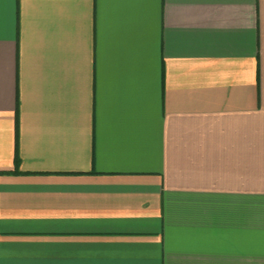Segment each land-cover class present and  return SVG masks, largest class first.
I'll return each mask as SVG.
<instances>
[{"label": "crops", "instance_id": "0c3cea01", "mask_svg": "<svg viewBox=\"0 0 264 264\" xmlns=\"http://www.w3.org/2000/svg\"><path fill=\"white\" fill-rule=\"evenodd\" d=\"M0 264H264V0H0Z\"/></svg>", "mask_w": 264, "mask_h": 264}, {"label": "trees", "instance_id": "16d2710c", "mask_svg": "<svg viewBox=\"0 0 264 264\" xmlns=\"http://www.w3.org/2000/svg\"><path fill=\"white\" fill-rule=\"evenodd\" d=\"M18 162H19V157L17 155V157H16V164H17V166H18Z\"/></svg>", "mask_w": 264, "mask_h": 264}]
</instances>
